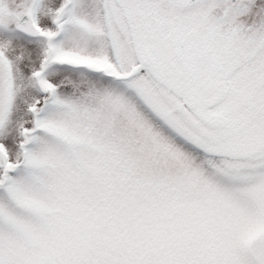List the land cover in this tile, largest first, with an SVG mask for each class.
Listing matches in <instances>:
<instances>
[{"label":"snow or ice","instance_id":"obj_1","mask_svg":"<svg viewBox=\"0 0 264 264\" xmlns=\"http://www.w3.org/2000/svg\"><path fill=\"white\" fill-rule=\"evenodd\" d=\"M0 264H264V0H0Z\"/></svg>","mask_w":264,"mask_h":264}]
</instances>
